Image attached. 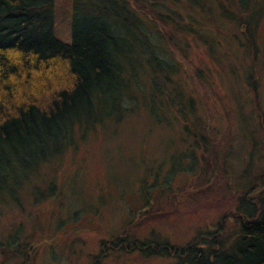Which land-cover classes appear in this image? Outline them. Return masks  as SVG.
<instances>
[{
  "label": "rangeland",
  "instance_id": "374dc122",
  "mask_svg": "<svg viewBox=\"0 0 264 264\" xmlns=\"http://www.w3.org/2000/svg\"><path fill=\"white\" fill-rule=\"evenodd\" d=\"M125 1L164 71L152 81L134 44L124 77L133 98L124 100L128 87L102 124L73 128L57 152L42 146L44 161L13 167L0 192V264H182L131 242L183 246L215 233L225 213L230 240L246 221L238 198L264 201V0H170L171 50ZM73 20V0H52L56 40L70 42Z\"/></svg>",
  "mask_w": 264,
  "mask_h": 264
},
{
  "label": "trees",
  "instance_id": "16d2710c",
  "mask_svg": "<svg viewBox=\"0 0 264 264\" xmlns=\"http://www.w3.org/2000/svg\"><path fill=\"white\" fill-rule=\"evenodd\" d=\"M130 1L155 23L171 50L173 37L164 24L178 14L166 5L174 0ZM126 2L73 0L70 42L63 43L52 35V0H0V192L9 191L6 183L13 167L26 165L28 157L45 160L44 144H55L57 152L73 128L102 124L99 113L107 105L116 109V94L130 87L124 100L133 98L131 83L124 77L130 79L134 44L140 45L139 69L146 66L152 81L164 71L152 54L143 21ZM81 12L91 20L80 19ZM150 86L154 94L164 91L161 80ZM243 198H238L236 211L246 221L235 226L230 240L223 236L222 222L229 214L225 213L215 233L199 234L183 246L165 249L131 242L132 246L147 255L168 254L182 264H264V201L252 205ZM253 217L258 218L252 222Z\"/></svg>",
  "mask_w": 264,
  "mask_h": 264
},
{
  "label": "flooded vegetation",
  "instance_id": "af4514ba",
  "mask_svg": "<svg viewBox=\"0 0 264 264\" xmlns=\"http://www.w3.org/2000/svg\"><path fill=\"white\" fill-rule=\"evenodd\" d=\"M239 218H241V217H239ZM237 220H241V219H237ZM247 222H249V221H247ZM238 225H241L242 226V223L240 221H237V224L235 226L238 227Z\"/></svg>",
  "mask_w": 264,
  "mask_h": 264
}]
</instances>
